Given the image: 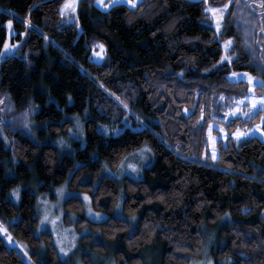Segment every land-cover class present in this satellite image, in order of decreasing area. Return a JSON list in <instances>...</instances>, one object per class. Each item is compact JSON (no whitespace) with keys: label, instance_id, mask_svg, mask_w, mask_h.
<instances>
[{"label":"trees","instance_id":"trees-1","mask_svg":"<svg viewBox=\"0 0 264 264\" xmlns=\"http://www.w3.org/2000/svg\"><path fill=\"white\" fill-rule=\"evenodd\" d=\"M63 2L0 0V100L10 107L0 108V120L34 108L35 124L29 133L16 119L0 127L6 135L0 134V220L31 258L7 247L0 234V264H69L53 234L37 232L38 192L54 198L63 183L89 193L93 208L110 215L94 222L85 216L81 198L64 201L66 213L78 216L77 228H89L81 243L96 257L110 253L116 264H145L144 252H158L160 264H190L203 254L205 224L217 233L215 264H264V141L219 137L213 161L204 155L206 124L197 123L200 107L207 123L213 120V102L221 93L231 100L247 90L246 82L228 79L232 69L264 78L256 66L264 57V47L256 44L264 39V8L259 4L257 17L242 2L237 12L242 24L222 35L234 37L235 58L218 64L222 40L201 23L203 2L141 0L134 8L117 4L101 10L95 0H80V33L75 23H61ZM253 20L261 29L247 34L250 52L244 27ZM94 36L106 44L102 62L90 59ZM17 41L12 53L2 54L4 42ZM261 115L221 122L230 133ZM71 116L81 118V130ZM75 130H84V143L70 137ZM66 137L74 152L55 142ZM144 144L154 161L141 179L101 176L104 162L116 169ZM18 186L16 203L11 190ZM120 201L126 217H137L135 223L113 215ZM83 258L93 264L86 254Z\"/></svg>","mask_w":264,"mask_h":264},{"label":"rangeland","instance_id":"rangeland-1","mask_svg":"<svg viewBox=\"0 0 264 264\" xmlns=\"http://www.w3.org/2000/svg\"><path fill=\"white\" fill-rule=\"evenodd\" d=\"M140 1L141 0H135V5H133V4L125 3L124 0H120V2L116 3V4H109V0H103V3L97 2V0H95L94 4L96 7H98L101 10H109L110 8H112L114 5H117V4H123V5H126L128 7L134 8ZM194 1L202 2V0H194ZM65 2H66V0H64V2L62 3L60 10H62V6L65 4ZM79 2H80V0H76L75 12L65 13V15H62L63 20L61 23L63 25H66L69 23H75L77 26V30L80 33L82 31V28H81V25L79 23V16H78ZM242 2H244L245 5L248 4V6L251 9H253V13L256 14V16L258 17L257 11H259V8H258L259 3L256 2V0H231V2H229V0H207V4H205L203 2L204 13H205V8L207 7V5H212L213 7H218V6H221L225 3L229 4L228 10H226L224 12V17H223V20L221 21V30H220V34H219V39L221 38V40H222L221 41L222 48H223V54L222 55H225V49H224L223 41L228 40L229 38H232L233 39V45H235L234 44V37L230 36V37L223 38L222 35L224 34L225 31L230 29V27L232 25L239 26L242 24V21L237 19V17H238L237 12H240V10H239L240 6L245 7L242 4ZM106 4L108 5V7L104 6ZM260 13H261V11H260ZM205 14H206V17H204L201 20V23L204 26L211 27L215 31V21L211 20V16H212L211 12H208ZM244 29H245L246 35L249 34L252 36V35H254V32L256 33V31L260 30L261 28L258 27L257 21L253 20V21H251V23H247V25H246V27H244ZM257 35H258V31H257ZM259 40H260V38H259ZM259 40L256 42V44L260 42L262 45H264V39H262L261 41H259ZM100 44L104 45L103 49L99 47ZM91 47H92V53H91L92 59L91 60L95 61V62L104 61L106 58V55H107L105 42L94 36L91 38ZM233 47L234 46H232V48ZM248 47L251 48V46H249V45H248ZM248 47H245L247 51H249ZM13 51L14 50L10 51L9 53H12ZM251 52H253V51H251ZM95 53H100L101 55L99 57H96ZM227 54L232 55L233 59L235 58V55H233L231 53V49L228 51ZM223 62H227V61H222V63ZM228 63H230V62H228ZM233 71L240 72V73L248 72V73H251L253 76L264 79L260 74L254 73L249 69H241V70L232 69L227 74L228 79L232 82L244 81L248 85L247 90L244 91L243 94H240L237 97H234L235 100H239L242 95L247 94V91L249 89V84L244 79H236V78L230 77L229 74ZM253 84H255L254 81H253ZM255 92L257 95L264 96V88H260L259 86H256ZM4 101H6V99L0 100V108L2 110L7 111V109H9L10 107L7 106V104ZM231 105H233V98L231 100H225L224 99L223 101H219V99H214L213 106H212V116H213V114H215L216 120H212L210 122L214 125V127L212 129L213 136H217L218 138L223 137V134L220 133V126L222 125L225 128V125L221 121H225V122L228 121V120L223 119V117L226 115L229 116V120L233 118L228 114V109H227V107H225V106H231ZM244 107L245 108L247 107V102L245 103ZM262 115H264V113H262ZM237 116H239V113L237 114ZM70 118L74 121L75 126L81 130V128H82L81 118L79 116H71ZM10 119L12 121L13 118L8 117V120H10ZM15 119H16V122H20V125L22 127L23 117L22 116H16ZM241 119L243 121L249 120V119H243V118H241ZM2 120H5V118ZM29 120L31 122L30 128L33 129L35 124H34V120L31 117V114L29 115ZM78 121H79V123H78ZM259 123H260V120L249 125L246 128H251V127H253L254 124H259ZM18 125H16V126L18 127ZM262 127H263V125H262ZM30 128H27L28 133H29ZM238 128H240L241 130L245 129L244 127L243 128L238 127ZM80 130L71 131V132H69V135H70V137H73V138H80L82 140V142L84 143L85 142L84 141V130L83 131H80ZM214 130H218L220 136L218 135V133H215ZM225 130H226V128H225ZM0 134L3 137L6 136L2 128H0ZM254 136H256L259 139H261L262 141H264V131L254 130V132L248 138H251ZM248 138H241V140L248 139ZM207 139H208V130H207ZM57 140L55 142L57 143V145L60 148L64 149V151L74 152L75 148H74V146H72L70 144V140L67 137L66 138H59ZM61 141H63V143H61ZM148 146L150 147V145H148ZM68 147H70V149H67ZM208 148H209L208 151L210 153L211 152V142L210 141H208ZM151 150H152V148H151ZM145 155H146L147 159L143 160V161L140 160L139 156H131V155H128L127 156L128 159L125 161V163L136 164L138 166V169H139V174L132 172V170H130V169L122 170L119 167H117L116 169H112L106 162H104L103 168L101 171V176L108 175V176H113L116 178H121L123 176H130L133 179H141L143 176V173H142L143 169L145 167L151 165L154 161L153 150L150 153L146 152ZM79 164H80V162L77 163V165H79ZM145 165H147V166H145ZM62 186L64 188L65 195L63 197H60L57 195L55 190L57 188L62 187ZM18 188H19V186H18ZM54 192H55L54 198L49 197L48 193L43 194V193L38 192V194H37V209H38V217H39V225L37 228V232L38 233H40L42 231L51 232L54 236V240H55L56 246L59 249V251H60L61 247H64L65 249H69V251H67L66 253H61V251H60L61 257L66 258L69 261L71 260L73 262V264H85V261H84L85 259L83 258L84 254H86L91 259L93 264H112V262L115 261V259H114V257L110 256V253H108V255H105V256L96 257L95 256L96 253H94V252L92 253L87 247L82 245L81 237L84 235L83 234L84 230L85 229L88 230L89 228H83V229L79 230V228H77V226H76V221H77L78 216L75 215L74 213H66V211L64 210L63 204H64V201L69 197V194H74L76 197H79L83 200L85 216L88 217L90 220H92L94 222H101V221L107 219L110 215L106 212L98 211V210H95L93 208L92 201H91V195L89 193L79 191L77 189H71L68 187L67 183H63V184L57 186L54 189ZM85 194L90 198L89 200L84 199ZM12 197H13L14 201L16 203H18L19 199H17L13 194H12ZM45 201H47V203H45ZM119 204H120V209L115 208L113 215L118 216V217L122 216L124 218H128L131 221V218L126 217L123 214V211L121 209V201L119 202ZM89 208L92 209V212H93L92 216L88 215V209ZM45 213H47V215L49 216V221L45 222L46 226H42L41 225V218L45 215ZM95 213H100L101 215L99 217H96L94 215ZM57 217H58V219H56ZM53 219H56L55 225H53L51 223V220H53ZM132 222L135 223V221H132ZM221 224H222V221H220L218 223L219 226ZM202 231L205 233V242H204V247H203L204 248L203 254L199 258L193 259L190 264H193L194 261L207 260L209 258L215 264V259L213 258V250L217 247V244H218L217 238H216L217 237L216 230H214V231L207 230L205 227V224H204V225H202ZM88 232H89V230H88ZM57 235H59V237L62 241V244H58L56 242L57 241ZM73 236H75L74 241L72 240ZM4 238L6 240L5 236H4ZM20 243L23 244V242H20ZM28 252H27V257L21 252L25 256V259L27 261L29 258ZM143 256H144L145 264H160L158 252H154V253L150 252L149 254H145V252H144ZM69 261H67V262L69 264H71V262H69ZM221 263L222 264H229V260H227V261L222 260Z\"/></svg>","mask_w":264,"mask_h":264},{"label":"snow or ice","instance_id":"snow-or-ice-1","mask_svg":"<svg viewBox=\"0 0 264 264\" xmlns=\"http://www.w3.org/2000/svg\"><path fill=\"white\" fill-rule=\"evenodd\" d=\"M97 2L103 3V0H97ZM120 0H109V4H116L119 3ZM125 3H129V4H133L135 5V0H124ZM202 2H204L205 4H207V0H202ZM229 2H231V0H229ZM256 2H258L260 4V6L262 8H264V0H256ZM105 7H108V5H104ZM229 8V4L225 3L221 6L218 7H213L212 5H207V7L205 8V13L211 12L212 16H211V20L215 21V33H216V39L217 41H219V34H220V30H221V21L223 20L224 17V12L226 10H228ZM76 10V0H66L65 4L62 6V10H61V15H65V13H71V12H75ZM11 21H8V24L11 25ZM262 32H264V28L261 29ZM245 40V47H248V38L247 35L245 34L244 37ZM20 42L17 41L15 44H9L7 42H4L3 44V48L5 50L4 55L7 54V52L12 51L13 49H16L17 45ZM223 45H224V49H225V55H222L220 57V61H218L217 63L219 64L222 61H227V62H231L233 59L232 55H228V51L231 49L233 50V55H235V51L232 48L233 46V39L229 38L228 40L223 41ZM100 48H104L103 44L99 45ZM262 47H264V45H262ZM248 50L251 52L253 51L250 47H248ZM101 54L100 53H95L96 57H99ZM238 58V57H237ZM90 59H92V57H90ZM258 67V69L262 72H264V57L261 58V63L256 65ZM204 71H209V69H205ZM183 74V70L181 71V75ZM230 77L236 78V79H244L248 82L249 84V89L247 91L246 95H242L240 97L239 100H235V98H233V105L231 106H225L228 109V114L233 117L234 119H251L252 117L260 114V113H264V96L262 95H257L255 92V88L256 86H259L260 88H264V79H261L259 77L253 76L251 73L248 72H236L233 71L230 74ZM227 78V77H226ZM253 81L255 82V84H253ZM225 99L224 95L221 93L219 96V101H223ZM117 100L119 101V103L121 105H123V107L125 109L128 108V105L123 101L120 100L119 97H117ZM247 102V107L245 108L244 105ZM197 107V106H194ZM2 111V110H0ZM34 111V108L29 109L28 111L22 113V117H23V125L26 128H30L31 127V122L29 120V115L30 113ZM188 109L185 108L184 112L188 113ZM200 111V120L197 121V123H200L201 121H203L206 124V127L208 129V141L211 142V152H204L205 156H208L210 154L211 159L213 161L217 160L218 158V154H217V148H216V140L218 139L217 136H213L212 134V129L214 127V125L212 123H207V121L205 120V115H204V109L203 107L199 108ZM239 113V116H237V114ZM213 120H216V116L215 114H213L212 116ZM224 120H228V122L231 124L233 121L229 120V116L226 115L223 117ZM13 123V125L15 124V118L12 119V121H5V120H0V126H2L4 123ZM79 123V121H78ZM125 123H127V120H125ZM138 123H140L141 127H145V125L139 121L138 119ZM262 125H264V115L260 116V123L259 124H254L253 127L251 128H245L244 130H241L240 128H237L235 131H232L230 134L225 130V128L221 125L220 126V133L223 134V139L225 141H228L230 138L234 139L236 142H241V138H248L253 132L254 130H260V131H264V127H262ZM203 126V125H202ZM118 131V130H117ZM61 143H63V141H61ZM207 144V142H206ZM225 147H227V144H225ZM151 148L147 145L144 144L141 148H137L134 150L133 153L129 154L131 156H139L140 160H146L147 157L145 155L146 152H151ZM128 159V157H125L124 159H122L118 165V167L122 170H132V172L139 174V169L138 166L136 164L133 163H125V161ZM147 166V165H145ZM12 194L19 199V188H14L11 190ZM56 193L58 196L63 197L65 195L64 192V188L63 186L60 188H57ZM68 198H76V196L74 194H69ZM85 200H89L90 198L85 194L84 197ZM162 199V197H161ZM45 203H47V201H45ZM117 209H120V204L117 203L116 205ZM88 215L92 216L93 212L92 209L89 208L88 209ZM96 217H99L101 214L100 213H95L94 214ZM229 214H225V218L228 217ZM58 219V217L56 218ZM56 219L51 220V223L53 225H55L56 223ZM121 219H124V217L121 216ZM137 219L136 216H132L131 217V221H135ZM13 221L15 222V218H13ZM49 221V216L47 215V213H45V215L41 218V225L42 226H46L45 222ZM145 227L147 228L148 226L145 225ZM0 234H3V236L6 237V240L4 241L5 245L9 248H16L18 251V254L20 252V250L23 251V254L25 256H27V252L28 249L24 244H21L18 240H16L12 234L9 232L8 227L5 225V223L0 220ZM84 235H90V233L88 232L87 229L84 230ZM38 236V234H36ZM72 240H75V236L72 237ZM58 244H62V241L59 237V235H57V241ZM74 246V245H73ZM61 253H66L67 251H69V249H65L64 247L60 248ZM29 260H31V258H28ZM34 264V262H33ZM112 264H116L115 261L112 262ZM193 264H214V262L209 258L207 260H201V261H194Z\"/></svg>","mask_w":264,"mask_h":264}]
</instances>
